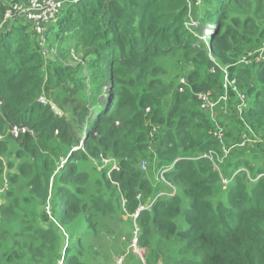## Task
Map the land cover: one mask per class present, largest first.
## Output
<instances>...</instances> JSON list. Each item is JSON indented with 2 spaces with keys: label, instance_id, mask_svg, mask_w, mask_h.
I'll return each instance as SVG.
<instances>
[{
  "label": "trees",
  "instance_id": "16d2710c",
  "mask_svg": "<svg viewBox=\"0 0 264 264\" xmlns=\"http://www.w3.org/2000/svg\"><path fill=\"white\" fill-rule=\"evenodd\" d=\"M193 16L215 29L197 46L187 29ZM14 23L0 30V100L6 117L0 118V134L9 122L28 127L35 137L23 135L11 150L19 162L11 168L10 184L20 189L19 177L32 175L27 191L5 193L0 185L5 200L0 203V264H96L87 252L100 246L97 237L112 236L105 219L109 213L119 215L123 205L133 214L151 202V211L137 218L148 264H264V171L250 176V168L237 163V151H231L219 170L208 159L196 158L218 147L214 123L197 106L196 94L215 81L223 83L220 68L229 66L238 83L247 77L244 91L255 93V105L250 101L245 114L237 117L232 111L240 134L264 135V77L253 65H237L245 50L254 51L264 42V0L69 3L48 29L54 40L71 44L56 47L53 42L56 61L43 56L30 23ZM249 23L253 37L245 32ZM71 50H82L87 62L83 55L84 64L65 66ZM194 51L201 59L187 75L185 92H179V78L164 85L158 70L163 60L173 62L169 56L179 55L196 62ZM69 72L71 81L65 79ZM79 72L88 73V79L78 77ZM250 76L262 81L259 89L249 85ZM86 82L93 83L89 90ZM105 94L108 101H100ZM42 96L63 115L40 104ZM153 128L155 153L148 134ZM255 139L257 145L249 152L260 157L264 139ZM227 141L234 145L232 133L227 132ZM40 144L53 145V162L43 159L35 167L31 162ZM11 146V139L2 141L0 153ZM57 151L65 162L54 176ZM103 157L113 162L105 165ZM142 161L147 163L144 169ZM115 163L119 170L112 169ZM243 167L246 172L233 178ZM168 168L166 179L178 191L174 197L164 195L167 185L155 180ZM90 170L99 175V188L88 192ZM221 175L232 178L226 189ZM44 204L48 217L41 209ZM81 233L94 239L89 250L91 238L74 242ZM65 234L69 240L63 251Z\"/></svg>",
  "mask_w": 264,
  "mask_h": 264
},
{
  "label": "rangeland",
  "instance_id": "374dc122",
  "mask_svg": "<svg viewBox=\"0 0 264 264\" xmlns=\"http://www.w3.org/2000/svg\"><path fill=\"white\" fill-rule=\"evenodd\" d=\"M28 1L26 3H28ZM70 1H75V0H70ZM81 1H84V0H77V2H75L74 4H78ZM0 2L2 5V0H0ZM3 2H4L3 5L5 6V8H4V13H2L0 16V30H3L4 27H6L9 24H11V25L16 24V23H14L15 22L14 18L10 17L8 15L6 7L12 8V7H15V4H26L24 2V0H3ZM198 4L199 3H197V5ZM200 5H198V6H200ZM244 7L246 8V2L244 4ZM197 11L201 14V10H197ZM202 18L195 19V17L193 16V18H191L192 19L191 23H189L188 28H187L189 32L193 33L194 38H197L196 46L205 42L204 39H210V36L215 31V29H213V27H211L209 24L204 22L202 20ZM240 18H241V20H243L245 18V16H241ZM245 32H246L248 37L254 36L255 29L252 28V23H249L246 25ZM53 42L57 44L56 47H59V45H62L63 47H65V45H67V46L71 45V44H67V43L64 44V43H61L59 41H56L53 39V37L51 35L50 36L47 35V46L53 47ZM263 44H264V42L259 47H261ZM259 47L257 49H259ZM251 52H252V50H245L243 55L239 59L243 60V58L247 57ZM83 55H84V59L86 60V56H85V54H83L82 50H76L71 55L69 53V55L66 59L67 65H65V66L68 67L69 65H71L72 67H77L79 63L84 64L80 60L83 57ZM192 55H193V60H195L196 62H191V61L186 62L184 57L179 56V55L169 56V58H173V62L169 61V60H163L164 64L158 68V70L161 74L160 75V81L164 85H168L169 83H172L173 80L179 78L180 85L182 86L180 89H183L184 90L183 92H185L186 82H188L187 81V75L191 72L190 70L197 69L196 68L197 62H200V60H198V59H201V56L196 51H194ZM166 57H168V56H166ZM166 57H162V58H166ZM210 57H211V60L213 61V59H212L213 57L211 55H210ZM86 62H87V60H86ZM201 63H207V61L205 60L204 62H201ZM231 65H234V64H231ZM228 67L229 66L223 67L220 69L221 70H227L228 74L230 75V72H229L230 67H229V69H228ZM253 67L256 68L255 70H257L258 74H262V76L264 77V65H253ZM65 69H67V68H65ZM210 72L212 73L213 70H211ZM87 75H89V74L86 72L85 73L79 72L78 77L81 76V77H85L88 79L89 76H87ZM250 77H251V80L249 81V85H252L255 88V89H253L254 91L259 89L260 86L262 85V81L258 78L255 79V76H250ZM65 79L68 81H71L74 78L71 75V73L69 72V74L65 77ZM245 79H247V77L242 78V81L239 82L240 85L238 83L239 91L245 95L248 105H249L250 101H251L252 105H255V103H254L255 93H252V96L249 95L250 96L249 97L247 95V93H245V91H244L245 90V88H244ZM223 81H224V79H223ZM91 82H93V79L91 80ZM91 82L90 83L86 82V84L88 86V90L93 85V83H91ZM220 83H221V81H218V82L215 81L214 84L212 85V87L210 89L206 90L207 93H206V91L198 92L196 95H197L198 100L200 99L201 102L199 100V103L197 106H200L201 110L204 111V114L205 115L207 114L211 118V122L224 119L223 122L225 124L230 125L228 133L229 134L232 133L233 141H234V143L235 142L236 143L233 146V144L229 143L227 141V139H225L224 141H220V140L213 137L218 143L217 149L213 148V149L201 154L200 156H198L196 158L197 159H201V158L208 159L211 162V164L213 165V167H214V164L222 165L230 157V153L227 155V151L231 147H232L231 150H233L235 147V148H237L235 150V151H237L236 152L237 153L236 161H238L237 163H240L246 167H249L250 169H248V170L250 172V176L254 173L259 174L260 172L264 171V154L260 153L261 154L260 157H257L255 153L251 154L248 150L249 148L257 145L258 140L252 139L251 137L248 136L247 138H244L240 141V138L243 134H240L241 130L239 129L238 126H236V124L238 125V122H235V119L233 118V116L231 117L227 114V113L231 112V115H232V111L237 112V107L239 105V96L235 92H231L229 94L228 101L225 104L221 103L220 106L219 107L217 106L218 108L216 107V109H214V110L210 109L207 105L204 104V100L202 97L207 95V94H210L211 92L214 94V97L216 99H218L220 96H223L226 94L225 90L223 89V84L220 85ZM231 84H232V81H231ZM110 86L111 85H108L107 87H110ZM229 86H230V84L228 82H226L224 85L226 90H228ZM107 87L104 88V90H107ZM74 89L75 88L72 87V89H70V91H73ZM109 89L110 88H108V90ZM180 89H179V92H180ZM107 91H106V94H107ZM203 92H205V94ZM248 94H250V93H248ZM103 98L105 99V101H108L107 97L104 96ZM103 98L100 101H102V100L104 101ZM0 102H2V101L0 100ZM88 107L90 109H92V105H88ZM198 108H195V109H198ZM61 114H63V113L61 112ZM66 117H68V116H66ZM0 118H2L3 120L6 119L5 113L3 112V107H2V112L0 113ZM88 118H90V116ZM88 118H87V120H88ZM263 123H264V121H263ZM12 128H13V125H11L9 122H7V124L5 125V132L3 134H0V143L2 141H8V139H11V141H12L11 149L9 150V147H8L6 153H4L5 151L0 153V181H2V183L0 185L2 186L3 192L5 191V193L8 191V189H12V190L19 191L20 194H24L23 192L27 191V188H26L27 182H28L30 176H32V175H25V176L19 177L18 186L20 189H16V188H14V185L10 184L12 182L10 180V177H11V175H13L11 168L14 165H16V167H17L18 162H19V160L15 156V153H12L11 150L14 146H15V148H13V149H15V150L17 149V144H18V142L21 143V141L23 139L22 138L23 135L29 134V135L33 136L34 134H33V131L31 129L27 128V131L25 133H22L19 136H15L11 133ZM257 135H258V133H257ZM258 137L260 139H264L263 134L258 135ZM49 141H51V140H49ZM9 143H8V145H9ZM35 143L36 144L40 143V140L38 139V141ZM260 143L264 144V142H262V141H260ZM9 153H12L13 156L11 157V155ZM28 154H30V153H28ZM53 157H54L53 145L52 146H44V144H40L38 147L37 158L32 159L31 163H33L35 167L36 166L39 167V166H41L43 159L52 160V162H53ZM54 159H55L56 167H53V165H52L51 172H53L54 176H55L58 173L62 163L65 162L64 161L65 156L62 153L57 151V157H55ZM101 159H102V162L105 164L104 160H107V159L106 158L105 159L101 158ZM16 167H15L14 171H18V170H16ZM223 169H224V167H223ZM99 170H102V168L99 167ZM108 171L110 172L111 169H109ZM242 171L246 172V169L243 167V168L237 170L236 173H240ZM89 176H90V181H89L90 183L87 186V191L90 192L91 188L97 190L99 187L97 186V182H95V181H96V178L99 177V175L96 176L95 171L90 170ZM247 177H249V176H247ZM153 179H154V176L152 175L151 180H153ZM155 180L156 181L161 180L162 183H165L158 175L155 176ZM166 185L169 186L168 184H166ZM224 189H225V187H224ZM164 195L174 197L177 195V192L175 191V189L173 187H171V188L168 187L167 191L164 193ZM0 201H1L0 203H2V202L5 203V200L2 197L0 198ZM41 209L44 210L47 217L50 216V214L47 211H45L46 210L45 204L42 205ZM132 215L133 214L129 213L127 211V209H125L123 207V205L120 206V214L119 215L109 213V216L105 219H108L107 223H108L109 227L111 228L110 231H112V233H111L112 236H109L108 238L97 237L98 242H96V243L100 244V246H95L92 249L91 254L89 252H87V254L90 256V258L92 259L93 262H95L96 264H142L143 259L148 260L147 248L142 247L140 245V243L138 245L136 244L137 243L136 242L137 241V234H136V231H135V233H133V231H134L133 229H135V226L139 229L138 235L140 237L141 227L138 224H136V225L133 224L134 220H133ZM114 217H116L117 219H115ZM101 221L102 220L100 218L99 224L102 223ZM51 223L53 224L54 227L57 226L55 221H52ZM82 237L91 238L92 236L91 235L90 236L83 235V233L79 234L78 236L74 235V242H75V240L77 241V239H81ZM64 240H65V242L63 245L64 246L63 251H64V248L67 247L68 240H69L67 234L64 235ZM89 241L91 243H89L87 250L92 248V243L94 242V239L91 238ZM134 243H135V245H134Z\"/></svg>",
  "mask_w": 264,
  "mask_h": 264
},
{
  "label": "built area",
  "instance_id": "2783aa9c",
  "mask_svg": "<svg viewBox=\"0 0 264 264\" xmlns=\"http://www.w3.org/2000/svg\"><path fill=\"white\" fill-rule=\"evenodd\" d=\"M75 1L70 0H29L26 4H15V7L7 8V13L10 17L14 18V21L19 19L23 20L26 23H30L31 27L34 31V33L38 36L39 39V45L41 47L42 54L45 58L48 60L56 61L57 58V50L53 47L47 46V35H48V29L51 26L52 23H54L60 14V12L63 11L65 8V5H68L69 3H75ZM70 55L74 53V50H71ZM75 58V57H74ZM72 62V61H71ZM71 64V63H70ZM237 65H244V66H251V65H264V44L259 47V49H256L252 51L247 57L243 58V60H240ZM224 81H223V89L225 90L226 94L223 96H220L218 99L214 97V94L211 92L210 94H207L203 96L204 104L207 105L210 109H216V107L220 106L221 103H226L229 99V94L231 92H235L239 96V105L237 107L236 115L238 117L242 116L247 111V101L246 97L243 93L239 91L238 88V81L235 78H232L227 70H222ZM232 81V84H231ZM228 82L230 86L228 87V90L224 87L225 83ZM184 90L180 89V92L182 93ZM205 94V92H203ZM207 93V91H206ZM200 100V99H199ZM44 104H48L49 102L47 100H44L41 98L40 100ZM201 102V100H200ZM3 104L0 102V113L2 112ZM217 107V108H218ZM204 108V107H203ZM227 113V112H226ZM228 114V113H227ZM214 127L213 130V136L214 138L224 141L226 139L227 130L225 129V124H223L220 120L214 121ZM27 131V128L25 126H16L14 125L11 129V133L15 136H19L22 133H25ZM247 134H243L240 138V141L244 138H247ZM149 141H150V147L152 152H155V142H156V130L150 132L149 134ZM235 148V147H234ZM231 152V148L227 151V155ZM105 165L112 162L111 160H104ZM147 165L146 161H142L141 168L144 169ZM214 167L216 170L220 169V165L214 164ZM114 169H116V164H114ZM172 168L164 169L161 171L159 177L169 186L173 187L165 178V174L167 172H170ZM238 173H235L233 175V178ZM223 185L225 189L229 186L230 180L232 178H224L221 175ZM174 188V187H173ZM175 189V188H174ZM176 191V189H175ZM139 198V197H138ZM154 205V202L149 203L148 205H140L139 208L136 211V214L133 216L134 222L136 223L138 215L143 211H151L152 207ZM137 234V245L139 244V229L135 226V229L133 233ZM135 245V243H134ZM147 260L143 259L142 264H148L146 262Z\"/></svg>",
  "mask_w": 264,
  "mask_h": 264
},
{
  "label": "clouds",
  "instance_id": "9594fccd",
  "mask_svg": "<svg viewBox=\"0 0 264 264\" xmlns=\"http://www.w3.org/2000/svg\"><path fill=\"white\" fill-rule=\"evenodd\" d=\"M73 4H74V3H73ZM74 51H75V50H74ZM222 84H223V83H222ZM105 97H107V99H108V96H106V94H105ZM41 98H43L44 100H46V99H45V96L40 97V98H39V103H40V104H43V105H50V106L52 107V109H53L56 113H58L59 115H63V114H61V111L58 110V109L52 104L53 102H49L48 104H44V103H42V102L40 101ZM104 101H105V99H104ZM2 103H3V102H2ZM234 114H235V116H237L235 112H234ZM228 115L232 117L231 112H229ZM237 117H238V116H237ZM220 121H221L222 123H224V122H223L224 119H221ZM213 123H214V121H213ZM224 124H225V123H224ZM16 126H17V125H16ZM19 126H20V125H19ZM21 126H23V125H21ZM226 126H227V128H226ZM25 127H26V126H25ZM229 127H230L229 124H225V129L227 130V132H229ZM26 128H28V127H26ZM154 129L156 130V128H153V129H151V130L149 131L148 134H150V132L153 131ZM33 134H34V132H33ZM212 136H213V131H212ZM248 136L251 137L250 135H248ZM33 137H35V134L33 135ZM213 137H214V136H213ZM256 137L259 138L257 134L253 133V136H252L251 138H252V139H255ZM238 138H239V137H238ZM226 139H227V134H226ZM235 143H236V142H235ZM235 143H234V145H235ZM234 145H233V146H234ZM253 147H254V146H253ZM253 147H251L250 149H252ZM231 148H232V147H231ZM236 149H237V148H234V149L231 150V151H235ZM75 150H77V149H75ZM248 150H249V149H248ZM154 153H155V152H154ZM230 153H231V152H230ZM103 158H104V157H103ZM104 159H105V158H104ZM106 159H107V160H110L109 158H106ZM111 161H112V160H111ZM112 162H113V161H112ZM177 162H178V159H177ZM115 164H116V163H115ZM112 169H113V170H119L118 165L116 164V169H114V164H113ZM168 173H169V172H167V174H168ZM167 174H165V178H166V175H167ZM166 180H167V179H166ZM167 187H168V186H167ZM173 187H174V186H173ZM174 188H175V187H174ZM175 189H176V188H175ZM176 192H178L177 189H176ZM138 208H139V207H138ZM138 208H137V209H138ZM137 209H136V211H137ZM136 211H135V213H133L132 217L136 214ZM140 214H141V213H140ZM140 214H139V215H140ZM139 215H138V217H139ZM138 217H137V218H138ZM133 220H134V218H133ZM134 224H135V225L137 224V220H136V223L134 222Z\"/></svg>",
  "mask_w": 264,
  "mask_h": 264
}]
</instances>
